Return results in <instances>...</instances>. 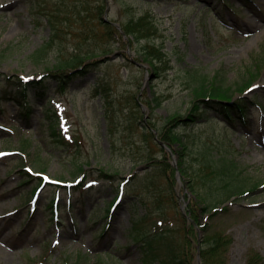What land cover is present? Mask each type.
<instances>
[{"label":"rangeland","instance_id":"obj_1","mask_svg":"<svg viewBox=\"0 0 264 264\" xmlns=\"http://www.w3.org/2000/svg\"><path fill=\"white\" fill-rule=\"evenodd\" d=\"M71 5L0 0V264H151L149 247L162 258L168 247L184 246L191 209L207 232L199 226L191 235L189 264H196L199 235L206 248L208 231L227 241L225 264H245L252 254L264 260V0H98L92 6L101 10L82 18L64 14ZM56 7L61 30L37 58L52 39L48 13ZM140 17L157 31L135 41L121 25ZM107 24L117 34L107 36ZM149 45L161 46L169 61L157 78L142 59ZM78 54L90 57L89 71H68L76 73L56 90L62 81L44 76ZM251 72L250 87L240 91ZM215 75L234 90L232 101L245 102L247 122L228 126L212 112L197 124L169 126L168 116L190 107L193 78ZM20 80L46 86L43 97L31 87L27 117L2 99ZM154 96L161 104L152 108ZM169 129L186 145L179 179L172 169L182 150L165 151L155 140ZM220 154L233 161L248 194L205 212L198 195H208L203 182L213 175L203 162ZM38 174L47 180L36 193Z\"/></svg>","mask_w":264,"mask_h":264},{"label":"trees","instance_id":"obj_2","mask_svg":"<svg viewBox=\"0 0 264 264\" xmlns=\"http://www.w3.org/2000/svg\"><path fill=\"white\" fill-rule=\"evenodd\" d=\"M94 2H98V0H71V9L64 12V14L71 12L72 15L82 18V14H87L89 11H100L102 6H92ZM56 9L57 7L48 13V23L51 26L53 35L52 39L35 54L37 58L45 56L47 49L50 48L52 43H54L55 39L57 38L56 35L59 34V31L61 30L60 25L62 19L59 17L58 9L55 11ZM64 14H62V18L70 19V17L65 16ZM148 19V17H140L136 20H130L124 25H121V28L127 36L133 37L135 41L148 39L157 31L154 24ZM105 27L107 36H112L114 33L117 34L109 24L105 25ZM110 39L111 38H109V40ZM83 56L84 55L78 54L68 60H58L56 65H54L51 70L48 71V73L52 72V75H45L44 78H58L60 81H62L63 84L61 86H63L64 84H67V80H69V78L73 76L74 73H76H68V71L72 69L76 70L81 67V70L79 69L78 72L85 74L84 71H89L88 67L90 64L87 63V60H89L90 57ZM142 59L146 64H148L151 71L154 73L155 78L159 77L161 74H165L170 70L168 66L169 61L167 60L165 53L162 52L161 46L156 47L154 45H149L145 47L143 49ZM254 76L255 73L251 72V78L246 81V84L244 82V84L238 89L241 91L244 88L242 90L243 92L250 85ZM193 81L194 84L191 86L190 107L183 115H170L168 117L169 126L172 125L174 128L182 125L190 126L198 122H202L211 112L222 114L226 123L231 122L233 116H240L239 118L244 120L246 111L245 102L243 100L231 102L234 90L231 87H226L223 85V83L218 80L217 75L213 76L211 80L201 77L197 79L193 78ZM16 86L18 89L15 93H11V91L7 89L3 91V102L11 99L17 106L20 107L21 110L25 111L28 105V92L31 90V87L39 90V94L42 95V97L44 96L46 90L44 81L36 82L31 85H25L21 82H18ZM148 104H152V108H154L158 107L161 104V101L158 97L154 96ZM26 112V114H28V111ZM53 120L55 121L54 118ZM159 139L170 148L174 147V145H177V148L182 150L179 154L180 159L178 162V170L182 176H186V171L183 164L186 145H184L182 138L179 136V134L169 129L159 133ZM62 143L64 142L62 141ZM205 160L206 161L203 162V167L205 166V168L208 169L213 176L211 178L207 176L209 177V180L203 182L204 185H206L208 195H198L200 201H202L204 205L201 210L205 212L213 211L219 205L223 204L225 200L234 196H243V194H245L246 180L240 177V172H238L233 161L227 158L226 154H220L217 157ZM166 166L169 168L168 165ZM81 171H83V168H81ZM172 171L173 174H175L174 168ZM101 176H103V179L106 181H112L113 178L112 176H109L105 173H101ZM188 188L193 190L192 185H188ZM224 209L225 208H223L222 211ZM190 213L192 221L189 222L184 229L186 233L184 246L178 252L168 247L166 254L162 256V258L155 254L153 248L149 247L147 254L154 255L150 261L151 264H153L158 258H160V264H189V259L191 256L190 250L194 247L192 246L190 237L192 234H196V226H200L198 212L194 211V209H191ZM201 228H204V226H201ZM202 230L207 232L205 228ZM155 239H163V236L160 235L159 238ZM202 242L203 244L206 242V248H201L200 250L201 264H225L223 262V252L227 241L225 240L224 236L220 234L213 236L209 234L208 231V237ZM245 264H264V261L260 255L252 254L247 259Z\"/></svg>","mask_w":264,"mask_h":264},{"label":"bare ground","instance_id":"obj_3","mask_svg":"<svg viewBox=\"0 0 264 264\" xmlns=\"http://www.w3.org/2000/svg\"><path fill=\"white\" fill-rule=\"evenodd\" d=\"M3 194V193H2Z\"/></svg>","mask_w":264,"mask_h":264}]
</instances>
